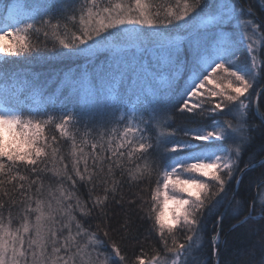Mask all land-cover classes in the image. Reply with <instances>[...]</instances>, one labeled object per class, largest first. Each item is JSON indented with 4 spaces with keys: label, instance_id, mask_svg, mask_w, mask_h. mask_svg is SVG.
<instances>
[{
    "label": "snow or ice",
    "instance_id": "snow-or-ice-1",
    "mask_svg": "<svg viewBox=\"0 0 264 264\" xmlns=\"http://www.w3.org/2000/svg\"><path fill=\"white\" fill-rule=\"evenodd\" d=\"M255 7L0 0V264H222L240 229L241 264H264ZM20 61L72 66L49 91L39 72L9 67ZM133 217L157 240L150 255ZM112 231L128 234L118 243Z\"/></svg>",
    "mask_w": 264,
    "mask_h": 264
},
{
    "label": "trees",
    "instance_id": "trees-1",
    "mask_svg": "<svg viewBox=\"0 0 264 264\" xmlns=\"http://www.w3.org/2000/svg\"><path fill=\"white\" fill-rule=\"evenodd\" d=\"M23 2V0H22ZM243 4L245 6L253 5L254 11L257 12V15H260V12L256 9L255 5L259 4L257 0H242ZM14 59V58H13ZM16 65L19 70L23 69H31L33 72H39L40 74V84L42 86H48V90L51 91L52 88L56 86V81L58 80V77L60 73L67 70L68 67H71L72 65L70 62H52L51 64L45 63V62H34V61H20L16 63H12L9 65V67H12ZM262 101H264V98H262ZM258 123V121H257ZM243 167V165H241ZM233 187L235 188V184H233ZM238 191H241L244 195H248L249 192H252V189H249L248 186V177L246 176L244 178L243 184L237 188ZM133 191H135L133 189ZM128 190L125 189V194L127 195ZM239 199V197H238ZM118 215L111 221V225L113 229L119 228L120 224L123 223V215L119 214V209L116 210ZM242 218V217H239ZM133 219H136L133 217ZM236 221H232V223H235ZM231 225H226V229L230 227ZM139 228V238L141 243L143 244L144 251L151 254L150 249L154 246H157V240L151 237H147V230L144 223L138 219H136V225L132 228V234L137 235L136 229ZM128 233L126 232H117L112 231L110 232V237L115 239L118 243L121 242L122 237L126 236ZM247 246V237L245 235L244 229H240L239 232L234 234V244L233 246L228 250H221V261L223 264V261L225 259L233 261L234 264H241V262L245 259L244 255V249ZM122 247L124 250H126L127 254L134 258L135 255L140 254V248L136 244L134 240H128L125 239L123 241ZM204 251L207 253V255H211V244L210 242H205ZM257 260H259V256H257Z\"/></svg>",
    "mask_w": 264,
    "mask_h": 264
},
{
    "label": "rangeland",
    "instance_id": "rangeland-1",
    "mask_svg": "<svg viewBox=\"0 0 264 264\" xmlns=\"http://www.w3.org/2000/svg\"><path fill=\"white\" fill-rule=\"evenodd\" d=\"M258 1V3H259V1L261 2V3H264V0H257ZM23 2H24V0H23ZM260 4V3H259ZM4 60V57L3 56H0V62H2ZM10 68H12L13 70H17V69H19V68H17V66L16 65H14V66H12V67H10Z\"/></svg>",
    "mask_w": 264,
    "mask_h": 264
},
{
    "label": "water",
    "instance_id": "water-1",
    "mask_svg": "<svg viewBox=\"0 0 264 264\" xmlns=\"http://www.w3.org/2000/svg\"><path fill=\"white\" fill-rule=\"evenodd\" d=\"M259 3H261L260 1H259ZM237 186L235 185V188H236Z\"/></svg>",
    "mask_w": 264,
    "mask_h": 264
}]
</instances>
